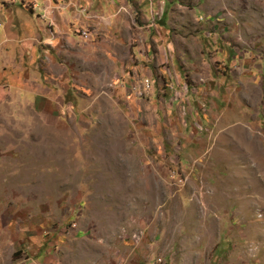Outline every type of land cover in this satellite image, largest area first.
I'll list each match as a JSON object with an SVG mask.
<instances>
[{
  "label": "rangeland",
  "instance_id": "obj_1",
  "mask_svg": "<svg viewBox=\"0 0 264 264\" xmlns=\"http://www.w3.org/2000/svg\"><path fill=\"white\" fill-rule=\"evenodd\" d=\"M117 5L0 81V264H264V0Z\"/></svg>",
  "mask_w": 264,
  "mask_h": 264
},
{
  "label": "crops",
  "instance_id": "obj_2",
  "mask_svg": "<svg viewBox=\"0 0 264 264\" xmlns=\"http://www.w3.org/2000/svg\"><path fill=\"white\" fill-rule=\"evenodd\" d=\"M117 6V0H0V81L8 67L30 69L42 51L52 48L56 37L67 36L78 26L92 28L84 29L92 38L103 24L115 27ZM87 10L101 21L86 20ZM35 169L29 170L32 177Z\"/></svg>",
  "mask_w": 264,
  "mask_h": 264
},
{
  "label": "bare ground",
  "instance_id": "obj_3",
  "mask_svg": "<svg viewBox=\"0 0 264 264\" xmlns=\"http://www.w3.org/2000/svg\"><path fill=\"white\" fill-rule=\"evenodd\" d=\"M151 84V83H150ZM140 89H142V83L138 86ZM151 87H152V84H151ZM151 88H150V85L149 84H147L146 85V89L145 90H150Z\"/></svg>",
  "mask_w": 264,
  "mask_h": 264
},
{
  "label": "built area",
  "instance_id": "obj_4",
  "mask_svg": "<svg viewBox=\"0 0 264 264\" xmlns=\"http://www.w3.org/2000/svg\"><path fill=\"white\" fill-rule=\"evenodd\" d=\"M81 36L84 38L88 37V35L86 33H81Z\"/></svg>",
  "mask_w": 264,
  "mask_h": 264
}]
</instances>
